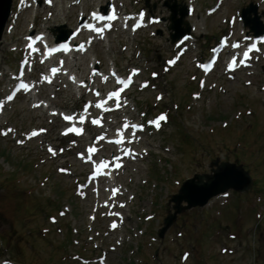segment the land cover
Listing matches in <instances>:
<instances>
[{
  "label": "rangeland",
  "instance_id": "374dc122",
  "mask_svg": "<svg viewBox=\"0 0 264 264\" xmlns=\"http://www.w3.org/2000/svg\"><path fill=\"white\" fill-rule=\"evenodd\" d=\"M144 1L120 0L118 3L128 11H135L144 5ZM194 1L175 0L177 5L192 3L194 11L187 20L193 26L191 31L196 41H189V50L173 68L162 69L163 58L173 52L166 21L135 35L112 32L105 42L92 46L78 58V67L70 65L81 77L86 75L88 63H93L95 58L107 66L114 62L122 71L131 65L140 67L141 78L149 79L154 89L151 85L143 91L133 88L129 93L131 105L127 112L136 113L138 119L141 112L151 116L158 110H167L170 115L169 123L161 131L147 134L142 142L141 148L149 151L148 156L139 162L138 167L131 164L128 172L121 173L129 189L127 194L135 197L125 211L128 217L122 230L106 235L107 227L99 214L90 225L91 203L75 195L78 193L76 170L81 165L68 147L69 139L57 134L59 126L55 127L56 121L53 122L51 119L54 118L45 112L50 108L79 109V92H73L57 80L58 85L48 89L40 87L41 93L36 91L31 100L48 102L46 109L32 108V103L23 95L9 105L4 102L0 129L5 131L12 127L14 132L0 135V237L9 242L3 241L2 248L0 241V261L9 258L19 264H81L71 257L74 253L95 257L102 244L107 247L112 244L115 247L109 252V264H130L135 260L137 264H264V219L257 222L254 216L255 211L264 212V194H258L264 188V59L259 58L254 69L250 72L249 69L243 70L232 80L224 76L219 67L208 76L201 89L196 86V80H192L194 74L195 78L200 76L194 57L205 59L208 47L215 42L214 36L231 32V25L224 19L234 14L235 32L239 33L244 28L238 18L240 11L247 3L253 2L257 4L258 14L262 12L264 24V0H222L219 10L209 16L205 10L215 0ZM74 3L76 5H72ZM105 3L106 0H83L81 3L54 0L53 7L40 3L36 9L22 11L17 17L13 14L11 29L4 32L0 49V100L4 101L11 71L19 58L11 49L20 42L21 34L31 28L33 19L35 27L47 33L54 24L71 28L82 5L91 8ZM148 3L156 16H168L164 0H148ZM43 16L51 19L46 21ZM171 32L175 33L174 30ZM152 71L157 72L155 78H151ZM190 92H199V98L191 97ZM156 94L162 96L161 101L155 100ZM222 121L225 126L221 125ZM41 126L48 131L38 139L17 143L23 140L22 135L29 128ZM46 143L52 144V148H62L63 153L56 150V156L47 158ZM216 157L240 164L252 178L249 190L253 189L254 193L241 197L236 204H233L231 195L223 204H218L223 201L219 197L205 207L208 209L183 211L167 235L159 240L155 231L161 225L165 211L171 209V204L166 202L169 193L176 191L183 178L208 172L209 161ZM58 166L68 171L74 169V172L58 173ZM163 169L165 173L161 176L158 172ZM173 169L174 174L171 173ZM45 176L47 179L41 182ZM174 181L178 183L174 185ZM60 190L63 191L61 194ZM155 199L160 206L152 204ZM65 208L69 211L58 217V209ZM214 209L217 216L213 214ZM49 211L57 218L54 224L45 216ZM154 213L152 219L143 220V216ZM91 227L92 232L89 231ZM138 230L142 234L139 235ZM177 232L181 234L177 235ZM96 233L99 236L94 237ZM149 234L155 239H150ZM68 237L73 241L66 247ZM221 249L227 251L220 252ZM186 250L190 254L181 262L180 253Z\"/></svg>",
  "mask_w": 264,
  "mask_h": 264
},
{
  "label": "snow or ice",
  "instance_id": "6c2138e0",
  "mask_svg": "<svg viewBox=\"0 0 264 264\" xmlns=\"http://www.w3.org/2000/svg\"><path fill=\"white\" fill-rule=\"evenodd\" d=\"M140 16H141L140 21L137 22L133 26V30L134 31L137 28H139V27L142 26L143 13H141ZM93 17L94 18H97V19H107V20H115V19H117V16L115 15V11L114 10H113V14L111 16L103 17V16H100L97 13H93ZM88 27L90 28V30H93V31H95V32H97L98 34H101V35H102L103 31H104L103 28H97V27H95L93 25H88ZM105 28H111V25L110 24H106L105 25ZM29 39H31V38H29ZM262 42H264V38H262ZM224 43L227 44V41H224ZM28 47L32 51H34V52L40 51L38 48H35L31 43L28 45ZM232 47L238 48L239 47V44L238 43L237 44H234V45H232ZM61 49L65 50V51L69 50L67 45H61L60 48L47 49V52H48L49 55H51V54H53V53H55L57 51H60ZM80 49L83 50V45L80 46ZM252 51H259V48H257L256 44H254V43L250 46V48L248 50H246L243 53V57L244 58L239 61V65H245V66L247 65V61L251 58L250 57V53ZM41 62H43V61H41ZM175 62H176L175 60L169 61L170 64H174ZM24 63H27V61H24ZM60 63H61V65H63V61H61ZM214 64H215V61H212L208 65H201V67H203L206 70L210 71L212 69V67H214ZM239 65L237 64L236 59L233 58L231 60V62L228 64V70L235 71L236 68ZM50 71H51V73L53 75H55L56 73H58L60 71V68L53 67V68L50 69ZM138 73H139V70L138 69H134L127 79L118 78L117 79V83L123 85V87L120 88L118 91H113V92L108 93L107 99L100 100L98 103L95 104V107L98 108V109H104L105 104H107L109 100H115V106H116V108L121 107V104H120V96H121V93L126 88H128L131 85V83H132L131 77L133 75H137ZM20 75L23 76V70H21ZM112 75L113 76H116V73L113 72ZM153 75L155 76L156 74L154 73ZM44 79H46L47 82L51 83V79L50 78L45 77ZM71 79L75 80V77H71ZM103 79L104 80H107L108 78L107 77H104ZM201 86H203V81L201 82ZM143 87H147V83H145L143 85ZM21 90H23V91H30L29 84L24 83V82H20L18 84V86L16 87V89L10 95H8L6 97V100L12 101L15 98L16 93L19 92V91H21ZM94 94L97 97L100 96V93L98 91L95 92ZM157 99H161V97H157ZM3 106H4V101L3 100H0V110H3ZM39 106L40 105H34V107H39ZM91 106H92L91 104L86 105L84 111H87L88 107H91ZM105 110H109V109H105ZM61 115H63V114H61ZM63 119L65 121H72V120L76 119V117H74L72 115H63ZM78 119H79V121L81 123H83L85 121L86 117L84 115H81V116H79ZM166 120H167V116L164 115V114H161L157 119L150 120L148 123L149 124H153L157 129H159L160 126H161L160 122L161 121H166ZM91 122L93 124H96V125H101L102 124L101 119H93ZM143 127L144 126L142 124L141 125L129 124L127 121L123 125V128L124 129H129V128L132 129L133 130V135L135 134V131L134 130H136V129L142 130ZM83 131H84V129L81 128V127L72 126V127L67 128L63 134L64 135H67L69 133H75L77 135H81L83 133ZM10 132H14V130L11 129V128H9L6 131H0V135L7 136L8 133H10ZM43 132H46V129L33 130L31 133L27 134V138L31 139L32 137H36V136L40 135ZM103 138L104 137H100V139H103ZM110 142H114L117 145L123 144L124 143V133L123 132H120V139H116L115 141H110ZM129 142H131V141H129ZM17 143L18 144H23L24 141L23 140H18ZM61 151H63V150H61ZM49 152L52 155H55L56 154L55 150L52 149L51 147H49ZM97 152H98V149L95 146L89 147L87 149L88 155H87L86 159L89 160V161H91L92 160V155L95 154V153H97ZM78 155L82 159L85 158V153H79ZM124 155H126V156H132L133 158H135L132 150H130V149H125L124 150ZM113 159H114V161H116V163L114 165L116 168L122 167V164L119 163V161L121 160V157L116 156ZM93 163L95 164V162H93ZM108 166H109V162L108 161H104V160H101L100 163L95 164V171H94V173L92 175V179H95L96 176L101 175L102 174V170L105 169V168H107ZM60 171L61 172H66L67 170L66 169H60ZM108 174H110V173H108ZM118 192H119V189H112V195H113V197H115L118 194ZM105 204L107 205V201L105 202ZM123 206L124 205H122V204L120 205V207H123ZM112 214L113 215H116V216H120V213H112ZM117 226L118 225L115 222H113V224L111 225V227L113 229H115ZM225 251H227V249H225ZM187 257H188V254L186 253L185 256H184V259H187ZM5 264H8V262H5ZM101 264H103V262H101Z\"/></svg>",
  "mask_w": 264,
  "mask_h": 264
},
{
  "label": "water",
  "instance_id": "95a60500",
  "mask_svg": "<svg viewBox=\"0 0 264 264\" xmlns=\"http://www.w3.org/2000/svg\"><path fill=\"white\" fill-rule=\"evenodd\" d=\"M8 7L9 4L6 3L0 11V35L8 13ZM252 11L255 13V8H252ZM181 13L184 15V8L181 9ZM245 18L247 19V16ZM194 178L196 180L189 179L183 182L179 193L172 196V200L175 202V212L180 210L179 202L182 199L186 200L187 207L203 204L208 197L229 187H234L239 190L246 188L250 181L248 175L240 166L228 163L217 165V167L213 169V174L211 175H195ZM202 178H205V181H202ZM190 190H193V192ZM172 219L173 216L167 217L165 219V225L167 226L170 224Z\"/></svg>",
  "mask_w": 264,
  "mask_h": 264
},
{
  "label": "bare ground",
  "instance_id": "6f19581e",
  "mask_svg": "<svg viewBox=\"0 0 264 264\" xmlns=\"http://www.w3.org/2000/svg\"><path fill=\"white\" fill-rule=\"evenodd\" d=\"M3 42V41H2Z\"/></svg>",
  "mask_w": 264,
  "mask_h": 264
}]
</instances>
